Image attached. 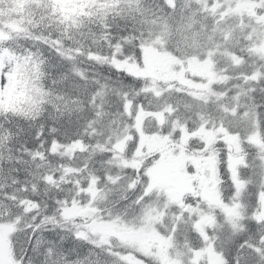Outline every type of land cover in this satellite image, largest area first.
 <instances>
[{
    "label": "snow or ice",
    "instance_id": "snow-or-ice-1",
    "mask_svg": "<svg viewBox=\"0 0 264 264\" xmlns=\"http://www.w3.org/2000/svg\"><path fill=\"white\" fill-rule=\"evenodd\" d=\"M0 264H264V0H0Z\"/></svg>",
    "mask_w": 264,
    "mask_h": 264
}]
</instances>
